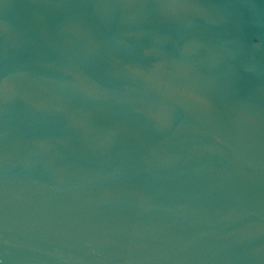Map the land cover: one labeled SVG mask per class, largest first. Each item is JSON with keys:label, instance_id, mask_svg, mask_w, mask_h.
<instances>
[{"label": "water", "instance_id": "obj_1", "mask_svg": "<svg viewBox=\"0 0 264 264\" xmlns=\"http://www.w3.org/2000/svg\"><path fill=\"white\" fill-rule=\"evenodd\" d=\"M3 264H264V0H0Z\"/></svg>", "mask_w": 264, "mask_h": 264}, {"label": "clouds", "instance_id": "obj_2", "mask_svg": "<svg viewBox=\"0 0 264 264\" xmlns=\"http://www.w3.org/2000/svg\"><path fill=\"white\" fill-rule=\"evenodd\" d=\"M0 264H3V261H0Z\"/></svg>", "mask_w": 264, "mask_h": 264}]
</instances>
